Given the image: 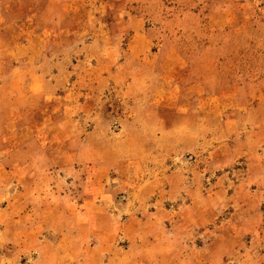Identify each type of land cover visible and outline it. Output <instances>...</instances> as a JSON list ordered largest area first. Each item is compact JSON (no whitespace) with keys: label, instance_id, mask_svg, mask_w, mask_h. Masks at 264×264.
<instances>
[{"label":"rangeland","instance_id":"1","mask_svg":"<svg viewBox=\"0 0 264 264\" xmlns=\"http://www.w3.org/2000/svg\"><path fill=\"white\" fill-rule=\"evenodd\" d=\"M0 264H264V0H0Z\"/></svg>","mask_w":264,"mask_h":264}]
</instances>
